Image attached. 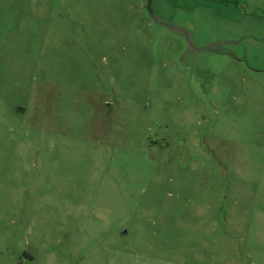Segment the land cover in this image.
<instances>
[{
    "label": "rangeland",
    "instance_id": "rangeland-1",
    "mask_svg": "<svg viewBox=\"0 0 264 264\" xmlns=\"http://www.w3.org/2000/svg\"><path fill=\"white\" fill-rule=\"evenodd\" d=\"M0 264H264V0H0Z\"/></svg>",
    "mask_w": 264,
    "mask_h": 264
}]
</instances>
